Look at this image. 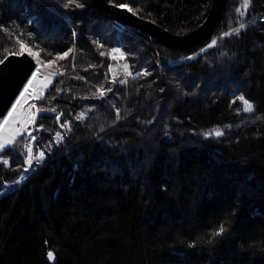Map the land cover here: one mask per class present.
<instances>
[{
    "label": "trees",
    "instance_id": "16d2710c",
    "mask_svg": "<svg viewBox=\"0 0 264 264\" xmlns=\"http://www.w3.org/2000/svg\"><path fill=\"white\" fill-rule=\"evenodd\" d=\"M107 1L179 35L213 3ZM64 2L0 0V60L20 50L17 37L47 61L73 49L37 99L57 111L35 127L44 159L23 171L27 135L0 153V264H264V0L244 16V0H228L211 36L187 50L120 28L95 0ZM240 22L239 35L207 47ZM118 46L132 73L123 84L109 72ZM214 130L223 135L205 136Z\"/></svg>",
    "mask_w": 264,
    "mask_h": 264
},
{
    "label": "snow or ice",
    "instance_id": "6c2138e0",
    "mask_svg": "<svg viewBox=\"0 0 264 264\" xmlns=\"http://www.w3.org/2000/svg\"><path fill=\"white\" fill-rule=\"evenodd\" d=\"M111 2V0H110ZM75 4L76 7L83 8L84 5L79 3V0H66V2L63 3L64 8H69V5ZM250 5V0H244L243 8H237L236 13L238 16H244L247 12V9ZM116 7L121 9H127L129 12H132L133 9L129 7L126 4H120L116 5ZM248 25L244 22H240L238 27L230 28L229 31L223 32L220 34L219 37L214 38L207 47H213L215 46L219 40L231 36V35H239L241 30L245 29ZM6 31V30H5ZM29 36H31V33H29ZM19 46L20 50L16 53H9L8 55H24L27 53L29 56L36 59V67L33 72L30 73L29 79H27L26 83L22 85V90L18 92V95L14 97V103L10 105V110L6 112V115H3L2 118H0V153L8 149L9 147L14 146L19 138L27 135L29 141H35L36 137L33 136L30 132L27 131L28 125L33 124L36 119V114H34L31 110L35 107L34 104H29V98L33 96L34 93H36V89L33 87L35 84H42L43 87H47L48 83L50 82L47 77L48 76H55L57 73L53 70H50V66L54 63V61L62 60L66 57H68L69 53L73 51V49L69 48L67 51L63 53H56L52 59H49L47 61V64L49 68L45 69V80L43 82L39 81L37 79V73H40L41 68L39 65L41 64V61L39 60V52H34L30 48H28L25 45V42L23 40H20L17 37L16 41ZM114 52L119 50H113ZM201 51H204L202 49ZM103 55V53H101ZM198 55V54H197ZM121 57H123V54L121 53ZM116 57L113 56V59ZM193 57H188L187 59H191ZM5 59H7V56H5ZM4 61L0 60V64H3ZM124 69L127 70L128 66L127 64L123 65ZM147 74V73H145ZM128 75H132L131 72H128ZM136 75H140V73H137ZM126 80H120V83H126ZM108 91H111V89H108ZM105 93L103 90L100 91V96H103ZM36 98L39 99L40 95L37 93ZM236 100L240 101L242 104V110L244 112H254L255 111V105L248 99H246L243 95L238 96ZM235 103V101H233ZM25 105H27V108H25ZM41 111H44L42 109H36V113H40ZM51 111H55V109H52ZM119 111V110H117ZM85 117V113H80L78 116H76V120H81ZM61 128H69L70 124H61ZM215 135L216 137H220L223 135V132L221 130H214L213 132L205 133V136H212ZM63 139V136L60 132L56 133V143H60ZM23 155L25 157L24 163L26 167L23 169L25 173H27L30 170H33L36 165H39L43 158L45 157L44 151H39L38 155L33 154V146L30 143L23 144ZM0 164H9V161L2 160L0 161ZM25 176H20V180L15 181L13 183H19L20 181L24 180ZM2 183V182H0ZM226 231L224 224L222 223L220 227L211 233L212 238L214 239L216 236L222 235ZM211 242V241H209ZM190 247H194V243L189 245ZM46 260L50 262H54L56 260V257L54 255V252L51 250L46 251L45 253Z\"/></svg>",
    "mask_w": 264,
    "mask_h": 264
},
{
    "label": "water",
    "instance_id": "95a60500",
    "mask_svg": "<svg viewBox=\"0 0 264 264\" xmlns=\"http://www.w3.org/2000/svg\"><path fill=\"white\" fill-rule=\"evenodd\" d=\"M95 4L109 14L114 15L115 20L119 24H127L143 30L159 42L180 50L190 49L209 38L221 22L227 8V0H213L211 11L204 22L188 34L179 35L171 33V31L148 19L139 17L133 11L129 12L126 8H118L107 0H95ZM3 61L4 63L0 64V118L6 115V112L10 109V105L14 103V97L22 90V85L30 78V73L37 66L36 59L27 53L24 55H7V59L4 58ZM35 114L34 127L37 126L41 115H57V111L44 110ZM60 119L61 115H58V121ZM56 261L57 257L51 263H55Z\"/></svg>",
    "mask_w": 264,
    "mask_h": 264
},
{
    "label": "rangeland",
    "instance_id": "374dc122",
    "mask_svg": "<svg viewBox=\"0 0 264 264\" xmlns=\"http://www.w3.org/2000/svg\"><path fill=\"white\" fill-rule=\"evenodd\" d=\"M227 5H228V0H227ZM227 9V8H226ZM226 13V12H225ZM140 30V29H139ZM134 31V34H137L136 33V31L135 30H133ZM171 33H173V32H171ZM170 33V34H171ZM175 34V33H174ZM178 37V36H177ZM28 48H30L32 51H34V52H39V50H37V49H35V48H33V47H31V46H28L27 44H25ZM196 46V45H195ZM110 50V49H109ZM109 52V51H108ZM12 53H16V52H12ZM110 56V55H109ZM192 56H194V55H192ZM39 60L41 61V64L39 65V67L41 68V71H40V73H37V79L39 80V81H41V82H43L44 80H45V69L46 68H49V66H48V64H47V60H45L44 58H42L41 57V54H40V52H39ZM170 61H173V59L171 58L170 59ZM50 70H53V71H55L54 69H53V67H52V65L50 66ZM57 74L55 75V76H48L47 77V79L50 81L49 83H48V86L45 88V87H43L42 86V84H35L34 83V88L36 89V93H34L33 94V96L32 97H30L29 98V104H31V102H32V100H36L37 98H36V94L38 93L40 96L42 95V93L45 91V90H48L49 89V87L51 86V84L53 83V81H54V79L59 75V74H61L62 72L59 70V71H55ZM31 78V77H30ZM26 83V82H25ZM25 108H27V105H25ZM10 110V109H9ZM37 125H38V123H37ZM29 125H28V128H27V131L28 130H30L29 129ZM35 127H37V126H35ZM35 127L33 128L34 129V131H28V132H30L33 136H35L34 135V132H35ZM36 137V136H35ZM37 140H38V138L36 137V139H35V141L36 142H34V141H28L33 147L34 146H36L37 145ZM34 149V148H33ZM40 151V150H39ZM39 151L37 152V153H35L34 152V150H33V154L34 155H38V153H39ZM42 151V150H41ZM0 159H2V157L0 158ZM44 159V158H43ZM28 177V176H27ZM3 194V192H0V196Z\"/></svg>",
    "mask_w": 264,
    "mask_h": 264
},
{
    "label": "built area",
    "instance_id": "2783aa9c",
    "mask_svg": "<svg viewBox=\"0 0 264 264\" xmlns=\"http://www.w3.org/2000/svg\"><path fill=\"white\" fill-rule=\"evenodd\" d=\"M100 45L103 44L101 40L98 41ZM113 50H119L114 52ZM121 53L123 54V57H121ZM109 55L112 59V64L110 66V76L113 79L116 80H126L127 82L131 79V75H128V72H131L130 66L128 61L125 60V54L121 47H112L109 50ZM113 56L116 58L113 59ZM127 64L128 68L127 70L124 69L123 65ZM126 82V83H127ZM36 106V103H33Z\"/></svg>",
    "mask_w": 264,
    "mask_h": 264
},
{
    "label": "bare ground",
    "instance_id": "6f19581e",
    "mask_svg": "<svg viewBox=\"0 0 264 264\" xmlns=\"http://www.w3.org/2000/svg\"><path fill=\"white\" fill-rule=\"evenodd\" d=\"M120 28L124 29V30H127V31H131V26L130 25H122V24H117ZM111 58V57H110ZM112 64V59H111V63H110V66ZM110 66H109V70H110ZM34 126L32 125V130H33Z\"/></svg>",
    "mask_w": 264,
    "mask_h": 264
}]
</instances>
